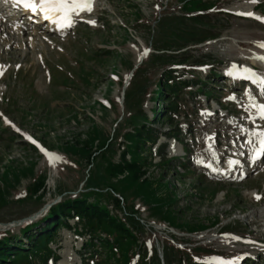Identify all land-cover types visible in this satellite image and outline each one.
I'll return each instance as SVG.
<instances>
[{
    "label": "rangeland",
    "instance_id": "rangeland-1",
    "mask_svg": "<svg viewBox=\"0 0 264 264\" xmlns=\"http://www.w3.org/2000/svg\"><path fill=\"white\" fill-rule=\"evenodd\" d=\"M5 3L0 0V237L7 229L17 236L19 227L34 224L65 197L97 192L95 197L107 205L108 213L121 217L124 211L141 225L136 241L143 242L140 252L128 249L131 259L125 262L116 250L111 257L97 246L83 250L87 235L72 232L76 221L69 216L65 221L70 229L57 226L47 242L55 260L46 264H81L79 255L86 257L84 264H136L135 255L139 258L141 250L147 252L151 246L161 261L164 255L170 264H190L186 258L176 263L169 245L190 250L189 258H200V264L238 257L237 264H264V156L252 163L253 150L259 149L257 138L240 131L264 130V120L251 106L252 101L264 103V87L235 78L245 68L264 77L263 62L256 57H264L259 47L264 43V22L237 15L250 12L264 18V0H93L90 13L74 16L73 25L60 31L30 22ZM197 3L200 8H194ZM202 7L214 14L212 20L187 19L199 16ZM194 32L199 35L191 36ZM145 49L147 56L142 55ZM104 50L109 53L103 55ZM162 52L184 54L182 59L191 64L182 70L181 80L188 87L172 115L173 131L151 120L150 110L161 104L150 97L154 81L161 80L158 61H147L132 77L133 87L145 85V94L135 91L130 98L140 104L134 102L125 111L121 103L122 83L129 81L130 66L139 65V54L145 60ZM191 76L198 78L193 82ZM203 83L205 98L195 90ZM107 100L113 108L106 106ZM138 109L148 124L144 128L152 131L140 150L147 163L138 175L144 182L127 185L122 176L109 179L103 174L104 161L97 157L86 163V153L75 148L96 134L98 140L110 141L106 159L116 162L121 134L130 130L121 117ZM1 117L31 141L8 130ZM169 135L180 143L167 139ZM96 144L97 139L92 140L90 150ZM40 148L60 161L51 164ZM240 158L229 167L230 159ZM209 164L217 171L205 166ZM36 176L44 180L45 195L33 199L23 189ZM107 184L116 194L106 189ZM106 192L118 200L120 210L113 211L114 206L103 201ZM15 220L18 225L6 227ZM148 262L153 263L150 255Z\"/></svg>",
    "mask_w": 264,
    "mask_h": 264
},
{
    "label": "trees",
    "instance_id": "trees-1",
    "mask_svg": "<svg viewBox=\"0 0 264 264\" xmlns=\"http://www.w3.org/2000/svg\"><path fill=\"white\" fill-rule=\"evenodd\" d=\"M200 4L197 3L193 6L194 8H200ZM200 12L201 14L199 16H194L191 18L188 17L187 19H189L191 22H200L201 17H204L207 22L209 20H212L209 19V17L210 15L214 14H208L204 7L200 9ZM178 19L184 18L179 17ZM123 34L126 35L124 31ZM190 35L196 37L199 34H197V32H194ZM209 36L212 35L201 34V38ZM102 53L104 55L108 54L109 52H107V50H104L102 51ZM183 57L184 54H164V52H162L158 55L147 57L145 59L146 61L142 59L139 65L135 68H133V66H130L133 69H130L129 81L125 84L124 90L122 91L123 96L121 99V103L124 107V110L126 111L129 108L128 106H130V104H134V102L137 106L138 104H140L141 101L137 103V98L134 99L133 102L130 101V98L135 94V91L138 92L141 90V94H145V85L139 86L138 88L133 87L134 84L132 85V77L135 75V73L141 70V68H144V66H146L145 63L147 61L152 62L156 60L161 65V80L157 79L156 81H154L155 88L151 91L152 95H150V97L155 101H161V104L160 106L157 105L155 108L150 110L153 117L151 118V120L156 123L159 120L160 124L166 125L167 128L169 126H172V115L176 112V109L179 106L178 103H180L179 95L184 93L185 88L188 87V82L181 80V75L182 70L191 64L187 65L189 61L185 62V59H182ZM193 66L195 65H192V67ZM177 69H180L179 73L176 72ZM197 78V76H191L190 81H193L192 79L196 81ZM193 85H196V83H193ZM196 88L197 89L195 90L200 92V95H203V97L205 98L208 92L205 90L206 87L204 83L201 86H197ZM106 106L113 108L109 100H107ZM121 118H123L124 120V125L130 127V130L128 132H122L121 134L123 137L122 143L120 145L122 147V150L119 151L116 162H112L110 159H106V154L110 151V141L104 142L103 139L98 140L99 137H97L96 134L91 136L88 140H86V142H82V145L79 148L76 147L75 149L77 151L82 150L86 153L84 154L86 163L92 164L97 157L98 159L104 161L105 165L104 167H102V172L109 179H115L118 176H122L123 179L126 178L125 180H127L128 183L126 184L130 185L132 183H138L144 180L138 176L143 172L142 167L147 164L146 162H144V158L140 156V150L142 149L141 146L147 140H149L152 130L151 128H144L147 122L140 109L136 110L132 114L125 113V115H123V117ZM152 121L149 123L151 124ZM173 130H175L174 126L169 127V131ZM175 137L176 136H173V138L180 143V139L177 140V138ZM94 139H97L98 144H96L94 151H92L90 150V145L91 141ZM63 148L71 150V147H69V145H64ZM185 150L186 149L182 147V152H184ZM125 155L127 156V159L125 158ZM157 158L160 162L163 160L161 155H157ZM181 164L182 163H178L177 167H181ZM43 183L44 180L41 176L33 177L31 182L27 183L24 187V195L26 196L27 194L29 198L33 199L34 197H43V195H45ZM105 187L108 191L116 194L115 191L112 190L113 186L111 184H107ZM112 193L106 192L104 195H102V198L104 199L103 201L110 205H113V211L120 210L121 207H119V202L116 198H114L113 195H111ZM97 194L98 193L96 192L95 195ZM95 195L94 193L86 194V192H84L79 196H73L72 198L65 197L56 202L54 205L50 206L46 214L41 216V218H39L34 224L28 223L25 226L19 227L17 236L15 234L11 235L8 230L3 232L2 236L0 237V264H33L32 260L34 259L36 261L34 264H46L48 259L55 260V255L53 254V251L47 247V242L53 236L52 234L55 232L57 226L64 227L66 230H69L71 228L72 232H75L76 234H86L87 237L84 240V243H82L81 245V248L83 250L97 246L102 249L105 256L107 257H109V255L111 257L113 255V250H116L121 253L125 262L127 261V259L129 261L131 257L129 258L128 255L126 256L128 249L130 250V248L135 247L137 253L140 252L139 250L143 242L139 241V244L141 243L139 245L136 243V241L138 240L137 237L140 236L138 234L141 233L139 232L141 225H138L136 223L137 221L129 218L127 213L124 214V211H121L123 213L121 217H117L114 212L108 213V211L106 210L107 205L101 204L100 200L95 197ZM88 197H90V201H88ZM119 200L122 202L123 199L121 196H119ZM69 216H71L74 221H76L70 228L67 226L65 221V218ZM41 223H43L42 226H39ZM31 228L33 229L32 233L29 232ZM186 228L188 230H191L192 227L187 226ZM99 232L104 235L103 238H101V235L98 234ZM21 234L22 237H19V235ZM21 238L25 239L24 243L20 241ZM141 238L143 237L141 236ZM107 239H110L111 242H108ZM142 240L144 242H147L145 239ZM169 247V249L171 250V253H169V255H171V257L174 255L177 256L176 263L183 262L184 258H186L188 260L187 262H190V264H200V262L202 261L200 258H189L190 255L188 252H190V250H185V248L176 250L171 245H169ZM153 249L154 247L151 246V248L147 249V252H145V250H141L142 253L139 255V258L138 255L133 254L138 261L136 262V264H148L149 255L153 263L155 261H158L156 264H170L171 259H168V257L162 255L161 261L157 258V256H154ZM144 258L147 261H145ZM78 259L81 264H84L86 257L84 258L79 255Z\"/></svg>",
    "mask_w": 264,
    "mask_h": 264
},
{
    "label": "snow or ice",
    "instance_id": "snow-or-ice-1",
    "mask_svg": "<svg viewBox=\"0 0 264 264\" xmlns=\"http://www.w3.org/2000/svg\"><path fill=\"white\" fill-rule=\"evenodd\" d=\"M252 3H256L257 0H250ZM14 4L23 5L25 10H30L31 15H29V19H32L33 16H42L43 20L50 21L53 24L59 25L61 29L66 27H71L74 23V16H80L82 12H91L92 6H93V0H13ZM237 15H246L250 17H254L258 20H261L264 22V18L255 17L254 13H237ZM35 22V21H34ZM91 24H95V21H88ZM259 47L264 48V43L260 44ZM148 49H145L142 53L143 56L148 55ZM257 59L264 61V57H257ZM235 67V66H234ZM237 79H243V80H251L253 83L260 84L261 86H264V77H261L258 75L254 70L250 68L243 69V75L236 76ZM251 106L256 109V117H259L261 120H264V103L256 104L254 101H252ZM248 109H245L247 111ZM249 119L253 120V123L255 122V117L249 113ZM259 127V126H257ZM241 132L247 133L250 136L256 137L257 142L259 144V149L253 150V155L251 159L254 161L255 159L259 158L260 156H264V130L260 131H249L248 129H245L241 127ZM206 139H212L211 137H206ZM249 144L252 143L251 140L247 141ZM35 144L36 142L33 141ZM39 147V145H37ZM209 149L211 151V145H209ZM40 151H44L43 148H40ZM45 156L48 157L49 162L51 164H54L55 162L60 161V157L58 156H52L48 152H44ZM213 157L215 156V153H212ZM239 161L235 160H229L228 164L229 167H233L237 165ZM206 167L210 168L212 171H217V169L212 168V166L205 165ZM256 199H260L259 196L256 197ZM234 239L239 240V237H235ZM239 260V257L236 260L232 261H224L220 258H214L210 261L205 262V264H237V261Z\"/></svg>",
    "mask_w": 264,
    "mask_h": 264
},
{
    "label": "water",
    "instance_id": "water-1",
    "mask_svg": "<svg viewBox=\"0 0 264 264\" xmlns=\"http://www.w3.org/2000/svg\"><path fill=\"white\" fill-rule=\"evenodd\" d=\"M138 59H140V57H138ZM124 85H125V84H122V86H121V91H122V89L124 88ZM19 222H20V221H16V220H15L14 222H12V224L7 225L6 227L13 226L14 224H17V225H18Z\"/></svg>",
    "mask_w": 264,
    "mask_h": 264
},
{
    "label": "bare ground",
    "instance_id": "bare-ground-1",
    "mask_svg": "<svg viewBox=\"0 0 264 264\" xmlns=\"http://www.w3.org/2000/svg\"><path fill=\"white\" fill-rule=\"evenodd\" d=\"M6 3H8V1L6 2ZM36 17V16H35ZM39 20V19H38ZM37 21V20H36ZM38 22V21H37ZM50 23V22H49ZM54 28H56V29H61L60 27H59V25H56V24H54V26H53ZM256 57H263V56H256ZM255 57V58H256ZM260 62H263V65H264V61H260ZM44 153V152H43Z\"/></svg>",
    "mask_w": 264,
    "mask_h": 264
}]
</instances>
